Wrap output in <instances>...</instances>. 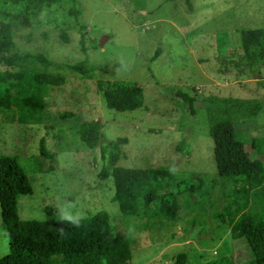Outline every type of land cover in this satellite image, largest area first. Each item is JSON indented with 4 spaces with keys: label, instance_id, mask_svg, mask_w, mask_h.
<instances>
[{
    "label": "rangeland",
    "instance_id": "rangeland-1",
    "mask_svg": "<svg viewBox=\"0 0 264 264\" xmlns=\"http://www.w3.org/2000/svg\"><path fill=\"white\" fill-rule=\"evenodd\" d=\"M70 7L80 13L69 14ZM39 19L37 26L13 30L11 69L58 73L64 83L42 84L38 122L0 118V154L17 158L32 188L16 197L19 217L87 216L95 224L107 222L127 236L130 264H172L179 251L187 253L190 264H212L222 256L253 264L245 240L231 237L227 216L259 209L264 201L246 198L232 181L206 182L181 194L176 219L122 214L112 179L98 177V147L86 146L79 130L93 121L106 139H124L117 165L166 167L176 176L214 175L208 97L260 101L258 110L236 111L233 124L238 134L264 136V65L258 72L248 70L235 30L264 27V0H54ZM25 52L41 53L50 63L20 58ZM82 60L97 68L89 74L67 68ZM98 79L137 82L143 88L141 106L123 112L108 108L96 88ZM176 90L195 98L194 114ZM41 137L50 158L39 153ZM246 149L250 158L258 156ZM8 242L0 218V259Z\"/></svg>",
    "mask_w": 264,
    "mask_h": 264
},
{
    "label": "trees",
    "instance_id": "trees-1",
    "mask_svg": "<svg viewBox=\"0 0 264 264\" xmlns=\"http://www.w3.org/2000/svg\"><path fill=\"white\" fill-rule=\"evenodd\" d=\"M53 2L0 0V66L7 67L0 69V118L4 122H38L44 104L42 84L60 86L64 83V76L58 73L11 69L15 64L13 30L39 25V15ZM68 12L78 15L80 10L70 7ZM235 30L245 65L250 72H258L264 65V27L240 26ZM19 57L50 63L41 53L25 52ZM67 68L89 74L97 67L82 60L68 64ZM95 84L103 94L106 106L117 112L137 109L143 102V88L135 81L98 79ZM176 94L187 102L191 114H194L195 98L180 90H176ZM207 100L204 106L208 112L207 130L213 142L215 165L212 176L199 171L176 176L166 167L117 165L116 162L124 156V139H106L93 121L80 125V140L88 147H98L101 161L98 177L112 179L113 199L122 214L176 219L182 208L181 194L194 192L206 182L215 186L232 181L246 198L253 202L264 201V161L259 157H264V136L238 134L233 124L236 111L242 108L258 110L261 102L249 103L232 97H208ZM246 147L258 156L250 158ZM39 153L45 158L51 156L45 149L43 137L39 140ZM31 192V185L17 158L0 154V218L9 239L8 252L0 259V264H130L131 249L127 236L115 231L107 222L95 224L87 216L20 218L16 197ZM227 217L231 237L245 240L252 252L253 264H264V205ZM172 264H190L187 253L177 252ZM212 264L234 263L231 257L222 256L215 258Z\"/></svg>",
    "mask_w": 264,
    "mask_h": 264
},
{
    "label": "water",
    "instance_id": "water-1",
    "mask_svg": "<svg viewBox=\"0 0 264 264\" xmlns=\"http://www.w3.org/2000/svg\"><path fill=\"white\" fill-rule=\"evenodd\" d=\"M106 39V36H103L100 40H99V44L101 45L102 42Z\"/></svg>",
    "mask_w": 264,
    "mask_h": 264
}]
</instances>
